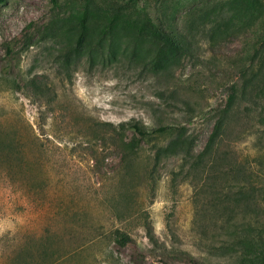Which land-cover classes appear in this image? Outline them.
<instances>
[{"label": "rangeland", "instance_id": "obj_1", "mask_svg": "<svg viewBox=\"0 0 264 264\" xmlns=\"http://www.w3.org/2000/svg\"><path fill=\"white\" fill-rule=\"evenodd\" d=\"M93 1L144 8L181 51L155 70L154 40L119 30L128 50L86 42L64 60L84 0L0 3V264H236L227 231L264 216V0ZM131 123L170 128L131 148Z\"/></svg>", "mask_w": 264, "mask_h": 264}, {"label": "trees", "instance_id": "obj_2", "mask_svg": "<svg viewBox=\"0 0 264 264\" xmlns=\"http://www.w3.org/2000/svg\"><path fill=\"white\" fill-rule=\"evenodd\" d=\"M57 0H51L55 4ZM138 1V0H133ZM4 0H0V3ZM66 23L71 26L68 31V40L71 41L65 45L60 53V58L64 60L74 59L83 52V46L86 42L93 45L103 46V42L108 43L109 55L116 56L121 51H126L125 45H119L117 35L119 30L123 32L135 33L138 35L151 37L155 44L147 49L148 60L151 66L156 69H162L177 56L181 51V43L172 27H169V32H163L158 29L151 21L149 15L144 8H139L134 3L125 6H97L93 0H84L81 8L73 13H70L66 18ZM126 33V34H127ZM138 44L134 43L131 49L137 51ZM264 67V53L260 54L257 59V68L261 70ZM251 75L244 79L240 87L231 84L228 90L225 106L222 110L223 115L215 122L213 129L208 136L207 142L203 150L197 155L196 162H201L203 159L211 156L214 153L216 143L222 134L224 127V119L227 111L231 109L242 93L245 97L250 92L247 91L249 83L252 81ZM257 96L259 107L256 110L257 122L261 124L264 130V87L257 88ZM121 129L124 127L122 125ZM126 130L131 131L137 136L136 139L129 143V147L135 148L140 140L152 133L163 132L170 126L161 125L155 128L146 129L137 123L126 125ZM177 145V140L173 141L165 151L173 150ZM241 191H236L240 193ZM258 203L263 207L264 214V187L259 190ZM245 218L243 217L242 221ZM245 226L232 228L227 231L230 239L229 252L236 256V264H264V216L259 218L258 215L244 223Z\"/></svg>", "mask_w": 264, "mask_h": 264}]
</instances>
